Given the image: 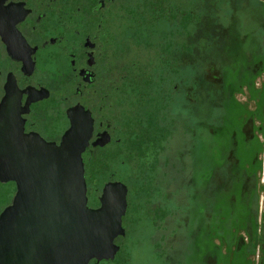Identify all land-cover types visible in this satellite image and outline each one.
<instances>
[{
    "label": "flooded vegetation",
    "instance_id": "1",
    "mask_svg": "<svg viewBox=\"0 0 264 264\" xmlns=\"http://www.w3.org/2000/svg\"><path fill=\"white\" fill-rule=\"evenodd\" d=\"M181 17V0H0V102L10 86L23 132L44 144L59 145L70 114L85 118L88 112L92 131L81 154L87 205L102 206L106 184L125 186L116 251L84 264H181L179 255L191 252L181 241L192 246L201 230L186 218L189 209L194 215L203 210L198 201L204 179L207 197L212 190L213 162L207 143L197 138L198 114L212 119L214 96L208 86L199 88L196 34L189 47L182 44ZM213 31L225 36L227 30ZM223 41L211 43L206 61L225 64ZM257 76L240 74L239 84L228 82L223 93L227 120L235 112L231 118L236 116L238 127L239 154L229 148L227 160L241 164L244 184L262 169L264 101L258 91L253 97L258 88L251 85ZM182 115H189L192 128L185 155L174 150L184 132ZM27 175L23 164L15 179L0 181V216L19 193L23 205L29 202ZM210 208L202 212L207 237ZM142 226L143 235L135 236L134 228ZM140 241L145 252L137 260L133 253Z\"/></svg>",
    "mask_w": 264,
    "mask_h": 264
},
{
    "label": "rangeland",
    "instance_id": "2",
    "mask_svg": "<svg viewBox=\"0 0 264 264\" xmlns=\"http://www.w3.org/2000/svg\"><path fill=\"white\" fill-rule=\"evenodd\" d=\"M262 4L264 0H181L182 16H192L194 19L198 16V22L194 21V26L183 32L191 31L192 34H196L194 40L199 55V88L202 89L203 85L208 86L207 89L213 92L214 96L212 119L208 122L205 113L198 114L200 135L197 138L204 146L207 143V151L213 162L212 190L207 197L206 179H204V191L199 192L201 199L198 201L199 207L203 210L199 209L198 214L195 212L194 215L189 209L186 219L189 223L192 221L197 223L201 230L192 246L184 240L181 241L182 249L191 251L179 255L181 264H261L259 247L264 243L255 248L252 235L254 222L258 226H264V135L261 173L257 172L256 178L253 176L254 179L252 176L248 177L244 184L241 164L236 160L230 163L227 160L229 148L234 147L236 157L239 154L235 145L238 139V127L236 116L231 118L235 112H231L229 116V120L232 121L227 120V110L230 106L223 93L227 90L228 82H232L231 86L239 84L236 79L240 74L244 75V79H250L252 74L258 75L253 83V86L255 84L258 88L252 92L253 97L257 91L261 96L260 91L264 89V5ZM170 26L174 28V20H171ZM218 27L227 30L222 42V51H225L227 57L225 64L206 61L209 59L210 45L203 43L202 38H197L198 34L204 32L218 33L213 31ZM172 36V34L166 35L170 38ZM184 41L186 39L181 37V42L186 43ZM238 98L245 100L246 94H239ZM181 121L184 123V132L175 140L174 150L181 149V154L185 155V151L190 146V144L186 146V143H190L191 140V119L189 115H182ZM174 150L173 154H175ZM201 157L198 155V160ZM182 159L184 160L183 157ZM210 206L212 229L210 237H207L206 233L202 232L206 230L203 217L205 214L202 212ZM145 228L143 226L134 228L135 236H142ZM185 234L186 225L182 224V237H185ZM144 252L143 243L140 241L134 248V259L142 260L140 255Z\"/></svg>",
    "mask_w": 264,
    "mask_h": 264
},
{
    "label": "water",
    "instance_id": "3",
    "mask_svg": "<svg viewBox=\"0 0 264 264\" xmlns=\"http://www.w3.org/2000/svg\"><path fill=\"white\" fill-rule=\"evenodd\" d=\"M12 91L8 86L0 102V181L15 179L26 164L33 194L26 206L21 193L14 196L0 216V264H84L92 256H112L113 239L123 232L126 190L120 182L108 183L102 206L87 205L81 154L91 136L90 115L70 114L60 144H44L23 132Z\"/></svg>",
    "mask_w": 264,
    "mask_h": 264
},
{
    "label": "trees",
    "instance_id": "4",
    "mask_svg": "<svg viewBox=\"0 0 264 264\" xmlns=\"http://www.w3.org/2000/svg\"><path fill=\"white\" fill-rule=\"evenodd\" d=\"M264 5V4H262ZM198 22V16L196 17V19H194L192 16H182L180 19V26H181V37L182 39H186V43H183V45H190L191 40L190 37L192 36L191 31H186L185 33L183 32V30H188V28H191L192 26H194L193 22ZM214 25H218L215 24ZM197 38H202L203 43H205L206 45H211V43H215L217 42V39L220 38H225V36L223 35V32H204V33H200L198 34ZM253 84V82L251 83V85ZM261 92V99L262 101H264V89L260 91ZM264 129V128H263ZM264 131V130H262ZM253 241H254V245L255 248L257 246H259V244L264 243V226H258V224L256 222H254L253 225V235H252ZM260 251L259 253H261V264H264V245L261 247H259ZM254 264V263H253Z\"/></svg>",
    "mask_w": 264,
    "mask_h": 264
}]
</instances>
